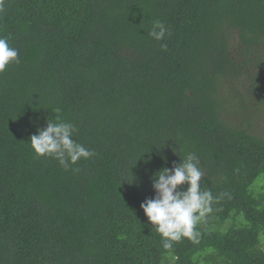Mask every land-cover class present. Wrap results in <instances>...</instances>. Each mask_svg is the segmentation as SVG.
I'll return each instance as SVG.
<instances>
[{
	"label": "trees",
	"instance_id": "trees-1",
	"mask_svg": "<svg viewBox=\"0 0 264 264\" xmlns=\"http://www.w3.org/2000/svg\"><path fill=\"white\" fill-rule=\"evenodd\" d=\"M0 37V264H264V0H4ZM56 118L95 155L38 157ZM188 152L228 195L165 250L140 204Z\"/></svg>",
	"mask_w": 264,
	"mask_h": 264
},
{
	"label": "clouds",
	"instance_id": "clouds-1",
	"mask_svg": "<svg viewBox=\"0 0 264 264\" xmlns=\"http://www.w3.org/2000/svg\"><path fill=\"white\" fill-rule=\"evenodd\" d=\"M3 11L4 0H0V12ZM167 32L165 24L157 19L152 22L148 35L162 41ZM166 47V44H161V48ZM13 62H20L18 49L11 47L7 38L0 37V72ZM76 132V126L70 122L59 118L49 119L46 127L37 129L36 134L30 137L29 144L38 157H52L67 170L79 160H87L95 155L93 150L73 139ZM203 177L199 158L193 152L186 153L172 167H163L149 177L154 195L146 198L140 208L161 237L163 249L171 250L173 242L184 238L198 243L200 232L197 225L213 211L214 202L228 195L221 193L214 197L210 189H202Z\"/></svg>",
	"mask_w": 264,
	"mask_h": 264
}]
</instances>
